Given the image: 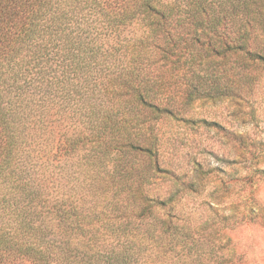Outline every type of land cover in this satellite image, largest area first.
I'll return each mask as SVG.
<instances>
[{
  "label": "trees",
  "instance_id": "trees-1",
  "mask_svg": "<svg viewBox=\"0 0 264 264\" xmlns=\"http://www.w3.org/2000/svg\"><path fill=\"white\" fill-rule=\"evenodd\" d=\"M261 67L264 0H0V264H246L151 195L140 125Z\"/></svg>",
  "mask_w": 264,
  "mask_h": 264
},
{
  "label": "rangeland",
  "instance_id": "rangeland-1",
  "mask_svg": "<svg viewBox=\"0 0 264 264\" xmlns=\"http://www.w3.org/2000/svg\"><path fill=\"white\" fill-rule=\"evenodd\" d=\"M138 28L120 29L121 38ZM228 77L221 84L228 93L196 98L174 116L140 125V169L158 161L165 172L150 173L151 195L173 193L182 219L210 232L222 229L226 254L264 264V67L241 80L235 70ZM72 121L57 122V144L79 129Z\"/></svg>",
  "mask_w": 264,
  "mask_h": 264
}]
</instances>
